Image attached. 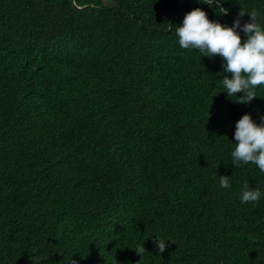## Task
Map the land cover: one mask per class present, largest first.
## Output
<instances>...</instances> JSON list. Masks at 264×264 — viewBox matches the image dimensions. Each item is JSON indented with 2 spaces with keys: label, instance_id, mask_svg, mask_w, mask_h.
<instances>
[{
  "label": "trees",
  "instance_id": "16d2710c",
  "mask_svg": "<svg viewBox=\"0 0 264 264\" xmlns=\"http://www.w3.org/2000/svg\"><path fill=\"white\" fill-rule=\"evenodd\" d=\"M197 7L264 27V0H0V264H264V172L231 157L264 85L237 103L180 47Z\"/></svg>",
  "mask_w": 264,
  "mask_h": 264
},
{
  "label": "clouds",
  "instance_id": "9594fccd",
  "mask_svg": "<svg viewBox=\"0 0 264 264\" xmlns=\"http://www.w3.org/2000/svg\"><path fill=\"white\" fill-rule=\"evenodd\" d=\"M199 2L215 6L222 15L228 14L229 10L222 7L224 0ZM245 13L251 19L242 25L241 18ZM258 15L256 10L247 12L241 8L234 25L226 26L209 19L207 12L197 7L185 15L182 25L176 29L181 48L196 49L210 58L221 57L223 72L231 73V77L225 75L222 79L223 90L237 103L251 104L258 97L257 86L264 85V27L257 22ZM241 31L247 37L246 41L242 42ZM238 93L243 95L238 96ZM234 139L236 146L231 157L235 167L253 163L264 172V123L258 124L250 113L244 114L236 123ZM219 187H231L228 176L219 177ZM260 197V190L250 189L246 183L240 199L242 203L258 202ZM168 240L158 238L154 241L160 253L166 250ZM134 250L143 257L145 246H137ZM70 264L77 262L71 259Z\"/></svg>",
  "mask_w": 264,
  "mask_h": 264
},
{
  "label": "water",
  "instance_id": "95a60500",
  "mask_svg": "<svg viewBox=\"0 0 264 264\" xmlns=\"http://www.w3.org/2000/svg\"><path fill=\"white\" fill-rule=\"evenodd\" d=\"M78 7H80V6H78Z\"/></svg>",
  "mask_w": 264,
  "mask_h": 264
}]
</instances>
